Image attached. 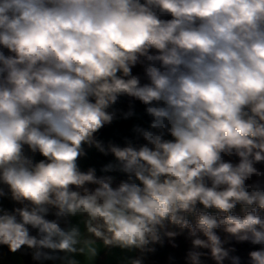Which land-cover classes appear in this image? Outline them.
Returning a JSON list of instances; mask_svg holds the SVG:
<instances>
[{
    "label": "clouds",
    "instance_id": "9594fccd",
    "mask_svg": "<svg viewBox=\"0 0 264 264\" xmlns=\"http://www.w3.org/2000/svg\"><path fill=\"white\" fill-rule=\"evenodd\" d=\"M121 97L150 120L105 144ZM85 146L127 179L81 170ZM259 164L264 0H0V197L15 205L0 206V245L12 253L79 264L98 241L147 253L186 232V264H245L232 241L259 246L246 264H264Z\"/></svg>",
    "mask_w": 264,
    "mask_h": 264
},
{
    "label": "trees",
    "instance_id": "16d2710c",
    "mask_svg": "<svg viewBox=\"0 0 264 264\" xmlns=\"http://www.w3.org/2000/svg\"><path fill=\"white\" fill-rule=\"evenodd\" d=\"M133 72L134 74L142 75V69L139 66L134 68ZM114 107L118 112L117 119L111 125H107L101 129L97 134V138L105 144L108 142H114L123 145L126 139H135L134 134L131 131L133 125L140 124L141 126H147L150 118L144 113V106L139 101H135L129 97H121L117 105ZM129 108H132L136 115L125 120L121 113L129 110ZM85 151L86 155L81 157L78 161L81 170L86 171L89 167H94L98 176L111 175L114 178V184L127 179L126 174L121 173L118 169L107 173L103 171V168L107 164H115V159L111 154L106 156L95 148H88L87 146H85ZM39 158L40 157L37 156V159ZM0 206L12 209L15 205L8 197H0ZM239 212L240 209L238 207L237 213ZM49 218L52 217L50 216ZM220 234L223 236V233ZM175 243L177 247H172L171 243L165 238L163 245L157 244L154 246V252L140 253L136 250L133 259L140 258L142 264H186V252L190 248V240L187 238L186 232L177 236L175 238ZM230 246L237 249L236 254L242 257V261H244L245 264L247 261V253L259 247L253 246L247 242L237 243L235 241H232ZM17 252L20 254L25 264H49L48 261H44L43 263L34 262L32 260V250L27 249L26 247ZM0 253L8 255L11 251L7 246L0 245ZM205 262L206 264H214L210 258H205Z\"/></svg>",
    "mask_w": 264,
    "mask_h": 264
},
{
    "label": "crops",
    "instance_id": "0c3cea01",
    "mask_svg": "<svg viewBox=\"0 0 264 264\" xmlns=\"http://www.w3.org/2000/svg\"><path fill=\"white\" fill-rule=\"evenodd\" d=\"M73 223L77 222V219H73ZM82 227V226H81ZM98 243L97 255L88 261L83 255H76L74 259L79 261V264H130L133 259L135 251L122 250L119 248H107L104 247L102 242ZM63 257V253L59 254ZM49 264H65L62 259L49 260Z\"/></svg>",
    "mask_w": 264,
    "mask_h": 264
},
{
    "label": "rangeland",
    "instance_id": "374dc122",
    "mask_svg": "<svg viewBox=\"0 0 264 264\" xmlns=\"http://www.w3.org/2000/svg\"><path fill=\"white\" fill-rule=\"evenodd\" d=\"M258 168L264 170V164L257 165ZM0 264H25L18 252L8 255L0 253Z\"/></svg>",
    "mask_w": 264,
    "mask_h": 264
},
{
    "label": "built area",
    "instance_id": "2783aa9c",
    "mask_svg": "<svg viewBox=\"0 0 264 264\" xmlns=\"http://www.w3.org/2000/svg\"><path fill=\"white\" fill-rule=\"evenodd\" d=\"M32 260H33L34 262H36V263H43L44 261H48V262H49V260H41V261H36V260H34V259H33V253H32Z\"/></svg>",
    "mask_w": 264,
    "mask_h": 264
}]
</instances>
